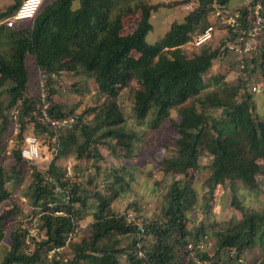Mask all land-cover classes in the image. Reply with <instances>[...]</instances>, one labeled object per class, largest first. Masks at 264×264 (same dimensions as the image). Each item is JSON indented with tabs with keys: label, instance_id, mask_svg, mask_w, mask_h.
<instances>
[{
	"label": "trees",
	"instance_id": "16d2710c",
	"mask_svg": "<svg viewBox=\"0 0 264 264\" xmlns=\"http://www.w3.org/2000/svg\"><path fill=\"white\" fill-rule=\"evenodd\" d=\"M74 1L55 0L37 12L27 27L23 24L13 28L0 25V91L5 89V108L10 109L9 115L18 105L19 119L37 112L40 121L32 120L35 131L54 135L52 127L40 118L43 105L39 97L37 103L25 97L28 80L26 56L33 58L38 71L46 74L48 80L62 72H83L95 80L104 102L90 110L94 115L93 126L82 124L81 116L60 112L57 106L47 107L51 120L68 116L76 118L74 126L69 129L71 131L59 136L57 157L73 153L77 159L86 154L97 160L99 152L96 147L104 145L112 149L120 147L123 157L129 158L135 135L124 128V118L116 99L118 91L138 76L140 88L133 97L136 120L144 121L150 117L154 124H158L169 116L172 109L180 116L174 152L160 162L163 173L185 177L188 171L196 170L206 142V153L212 158L208 180L211 191L226 181L230 184L241 182L245 188L255 189L260 162L264 161V123L252 114L251 97L246 93L247 82L229 84L219 82L214 76L210 78L212 90L207 91L208 87L203 83L216 58L227 52L226 45L234 41L235 34L226 28L227 39L224 38L221 47H206L210 40L191 56L182 50V46L193 41L206 28L214 0H201L181 22L171 24L153 45L145 38L152 29L150 13L156 6H141L136 28L123 35L122 15H113L112 11L117 3L129 0H78V7L73 8ZM216 1L229 9L226 0ZM253 2L264 5V0ZM19 3L20 0H14V4L0 14V21L11 16ZM132 53L140 56V64L135 66ZM254 62V59L249 62L244 59L243 69ZM197 105L204 109H220L222 117L215 119L198 110ZM2 111L0 108V119L4 120ZM77 131L81 137L79 144L76 143ZM212 132L216 134L210 136ZM23 139L24 136L22 144ZM74 145L75 151L72 149ZM13 157L16 171L10 178L0 166V205L9 198L5 184L19 179L26 165L34 163L23 159L20 150L14 151ZM30 171V181L23 197L32 209H40L37 214L44 238L27 253L23 249L24 233L11 231L0 264H42V250L64 247L72 250L73 264H119L121 256L125 257L127 264H174L177 260L179 264H218L205 254L199 256L197 262L186 261L190 254L187 250L189 242L194 241L193 244L197 245L204 231L200 229L192 233L186 227V214L193 205L194 192L185 181L175 180L170 185L162 206V218L142 226L116 214L111 210L108 198L94 194L89 235L74 243L70 241L75 229L74 218L79 215L81 207L87 205V197L69 182L55 161L45 172L35 168ZM119 182L116 178L115 183ZM75 205L79 208L75 209ZM10 213L0 215V242L4 241L3 222L5 219L14 220ZM125 236L131 242L121 247L119 237ZM263 236L264 213L251 210L238 225L226 228L215 237L216 251L234 250L237 262L241 254ZM58 263V260L53 262Z\"/></svg>",
	"mask_w": 264,
	"mask_h": 264
},
{
	"label": "rangeland",
	"instance_id": "374dc122",
	"mask_svg": "<svg viewBox=\"0 0 264 264\" xmlns=\"http://www.w3.org/2000/svg\"><path fill=\"white\" fill-rule=\"evenodd\" d=\"M54 1L43 0L38 12ZM200 1H122L115 5L112 14L122 15L120 17L121 33L126 35L136 28L140 20L139 9L141 6L148 8L156 6L150 13L149 22L152 29L145 38L148 44L153 45L165 34L171 24L181 22L183 17L190 12L186 9L187 5L194 9ZM13 4L14 0H0V14ZM225 4L229 8L228 10L234 11L240 6V0H226ZM77 7L78 0H75L73 8ZM213 13L214 10L209 12L205 25L206 28L213 26L211 41L205 45L210 48L223 46L224 38L227 39L226 25L217 20ZM31 21L24 22L23 27L29 26ZM198 31L200 29L196 32ZM198 48L193 45L192 40L182 46L183 52L188 56L198 52ZM225 51L227 52L224 53V56L216 58L211 69L203 78V83L208 87L206 91L212 90L210 78L214 76L219 82L225 81L229 84H239L246 81V93L251 97L252 114L259 122L264 123V35L259 38V48L252 54V58L250 56L246 59L248 62L251 59L255 61L248 68H240L236 56L229 50ZM131 57L135 66L140 64L139 55L132 53ZM25 67L28 74L26 98H32L37 103L38 97L40 100L43 93L45 100L47 98L45 101L47 106H57L60 112L64 114H73L75 117L81 116L82 124L93 126L94 115L90 110L100 106L104 102V98L99 95L98 86L92 77L80 71L76 73L62 72L48 80L46 74L38 71L31 56H26ZM137 73L135 70L136 75ZM246 77L248 79H245ZM40 84H43V91L40 90ZM253 87L259 89L253 92ZM139 88L140 82L136 76L127 86L118 91L116 99L124 118V128L135 135L131 157L124 158V153L118 146L112 149L99 145L96 147L99 152V159L97 160L89 158L86 154H83L81 159H77L73 153L57 157L59 136L71 130L57 127L53 136L41 130L35 131L33 121H40L37 112H33L31 116L24 117V119H19L17 115L19 105L13 108L17 112L14 119L9 115L10 109L5 108L7 95L5 89H1L0 108L5 117L4 120L0 119V166L9 178L16 171L13 152L21 150L23 136L24 138L27 136L35 137L38 146V158L32 161L34 163L26 165V170L19 179L9 180L5 184L9 198L0 205V215L4 212H11L10 215L14 217V220L5 219L3 222L5 234L4 241L0 242V262L7 251L11 231L18 230L24 233L23 249L27 253L32 252L36 244L44 238L37 214L40 209H32L28 206L23 196L30 181V168L45 172L48 170L49 164L55 161L69 182L75 184L78 191L88 199L86 200L87 205L81 207L79 215L74 218L75 229L70 236L71 240L69 239L71 242H79L89 235V226L93 220L91 215L94 206V194L108 198L111 210L116 214L124 215L128 221L142 226L162 218V206L166 202V194L170 185L175 180H182L187 182L194 192L192 196L193 205L186 214V227L192 233L200 229L204 231V236L200 238L197 245L193 244L194 241L189 242L190 245L187 250H190V254L186 261L192 259L197 262L199 256L205 254L218 264H264V236L263 239H257L251 249L242 253L237 262L235 261L234 250L216 251L217 241L215 238L226 228L238 225L249 211L264 213V161L260 162L261 170L257 176L255 189L245 188L241 182L230 184L226 181L211 191L208 180L212 158L206 153V142L202 147L203 151L200 153L196 170L188 171L185 177L163 173L160 162L174 152L173 146L177 138L176 126L180 121V116L177 110L172 109L169 116L158 124H154L150 117L144 121L136 120L133 114V97ZM36 107L38 108V105ZM197 108L215 119L221 118L223 114L220 109H204L200 108L199 105ZM21 127L23 128L21 129ZM212 134L216 133L212 132L210 136ZM95 135L97 136V134ZM76 136V143L79 144L81 137L78 131ZM72 149L76 150L75 145ZM114 170L117 172L116 175L112 172ZM116 178L120 180L119 183H115ZM78 208L79 205H75V209ZM119 238L118 244L121 247H126L131 242L128 236ZM73 256L72 250L67 247L59 250L41 251L42 264H53L56 260H58V264H73L71 263ZM178 262L177 260L174 264H179ZM119 264H127L125 257H120Z\"/></svg>",
	"mask_w": 264,
	"mask_h": 264
},
{
	"label": "built area",
	"instance_id": "2783aa9c",
	"mask_svg": "<svg viewBox=\"0 0 264 264\" xmlns=\"http://www.w3.org/2000/svg\"><path fill=\"white\" fill-rule=\"evenodd\" d=\"M42 2L43 0H20L18 8L11 16L2 20L1 24L7 28H13L16 25L32 20ZM212 7L214 17L235 34L234 41L227 43L226 48L236 56L240 63V68H243L244 59L250 56L252 58V54L259 48V38L264 35V5L259 2H253V0H240V6L231 11L226 9L225 5L219 4L214 0ZM186 9L191 10L188 5ZM212 32L213 26L205 28L194 37L193 45L200 47L210 41ZM258 89V87H253L252 91L255 92ZM40 90L43 91V84H40ZM40 102L43 105L40 118L52 127L54 133H56L57 127L69 130L74 126L76 118L73 116L63 119H50L43 93L41 94ZM16 113L12 109L10 115L15 119ZM20 155L29 162L38 158V146L34 136H27L23 139Z\"/></svg>",
	"mask_w": 264,
	"mask_h": 264
}]
</instances>
